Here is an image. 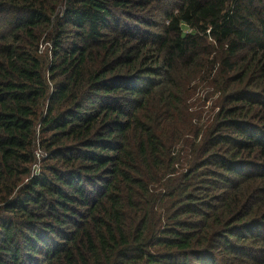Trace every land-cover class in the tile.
Wrapping results in <instances>:
<instances>
[{
    "label": "trees",
    "instance_id": "trees-1",
    "mask_svg": "<svg viewBox=\"0 0 264 264\" xmlns=\"http://www.w3.org/2000/svg\"><path fill=\"white\" fill-rule=\"evenodd\" d=\"M0 264H264V0H0Z\"/></svg>",
    "mask_w": 264,
    "mask_h": 264
},
{
    "label": "built area",
    "instance_id": "built-area-1",
    "mask_svg": "<svg viewBox=\"0 0 264 264\" xmlns=\"http://www.w3.org/2000/svg\"><path fill=\"white\" fill-rule=\"evenodd\" d=\"M40 153H41V151L38 150L37 153H36L38 157L40 156Z\"/></svg>",
    "mask_w": 264,
    "mask_h": 264
},
{
    "label": "rangeland",
    "instance_id": "rangeland-1",
    "mask_svg": "<svg viewBox=\"0 0 264 264\" xmlns=\"http://www.w3.org/2000/svg\"><path fill=\"white\" fill-rule=\"evenodd\" d=\"M200 107H198V109H199Z\"/></svg>",
    "mask_w": 264,
    "mask_h": 264
}]
</instances>
